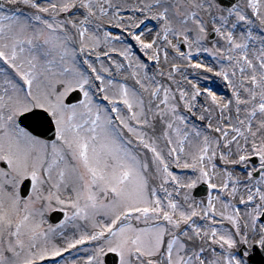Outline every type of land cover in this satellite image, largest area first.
<instances>
[{"label":"snow or ice","instance_id":"snow-or-ice-1","mask_svg":"<svg viewBox=\"0 0 264 264\" xmlns=\"http://www.w3.org/2000/svg\"><path fill=\"white\" fill-rule=\"evenodd\" d=\"M0 264H264V0H0Z\"/></svg>","mask_w":264,"mask_h":264}]
</instances>
